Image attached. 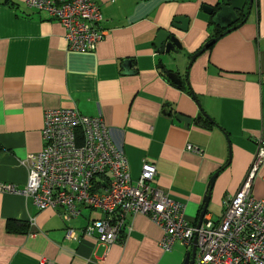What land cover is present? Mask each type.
I'll list each match as a JSON object with an SVG mask.
<instances>
[{"label": "crops", "instance_id": "crops-1", "mask_svg": "<svg viewBox=\"0 0 264 264\" xmlns=\"http://www.w3.org/2000/svg\"><path fill=\"white\" fill-rule=\"evenodd\" d=\"M91 1L99 5L104 37L94 50L74 52L58 21L25 0H0V183L24 188L23 161L42 149L45 111L75 108L101 118L133 181L142 163L154 165L152 185L182 204L189 225L196 226L215 176L202 223L218 222L264 133V0L250 7L247 0L234 24L240 26L192 62L224 31L203 10L217 0ZM179 17L188 19L185 32L172 28ZM161 30L174 33L181 49L157 53ZM177 115L192 121L184 127ZM262 177L264 164L252 186L255 198H264ZM102 217L85 209L65 222L60 210H38L28 197L0 192V264H183L192 249L176 243L162 251V230L140 214L127 217V228L106 249L81 235L89 219ZM67 229L76 239L65 238Z\"/></svg>", "mask_w": 264, "mask_h": 264}, {"label": "built area", "instance_id": "built-area-1", "mask_svg": "<svg viewBox=\"0 0 264 264\" xmlns=\"http://www.w3.org/2000/svg\"><path fill=\"white\" fill-rule=\"evenodd\" d=\"M25 5L62 25L70 51H92L104 37L99 5L91 0H25ZM41 138V151L23 161L25 187L0 183L1 193L28 197L38 210H60L65 222L85 209L99 211L103 217L89 219L81 235L95 237L106 249L127 228V217L140 214L162 230L164 252L176 243L191 247L196 239L194 264H264V198L252 194L264 164V133L239 189L223 200L220 220L206 219L200 227L189 225L182 204L152 185L154 165L142 163L139 177L131 179L128 161L112 145L101 118L75 108L47 110ZM186 149L200 151L190 145ZM76 237L66 230V239Z\"/></svg>", "mask_w": 264, "mask_h": 264}, {"label": "water", "instance_id": "water-1", "mask_svg": "<svg viewBox=\"0 0 264 264\" xmlns=\"http://www.w3.org/2000/svg\"><path fill=\"white\" fill-rule=\"evenodd\" d=\"M248 1H249L248 6L250 7L253 0H248ZM246 2L247 0H217L215 6H207V5L203 6V10L208 15L213 16L212 22L215 25H218L224 31L221 33L219 37L212 38L206 43H204L200 50H198L196 53L191 55L190 62H192L197 56L202 54L207 48L212 46L217 40H219L221 36H224L225 34L231 32L232 30L240 26V23L236 26H234V24H236L239 21L238 13L243 11ZM187 26H188V19H185L184 17H179L175 19L174 24H172L173 29L182 32H185L187 30ZM154 46H155V51L161 55H169L170 53H175L181 49V44L177 36L174 33L165 30H161L158 33L154 41ZM160 66L163 72L165 73V75L173 84L177 86H181V80L177 77L176 73L166 69L162 62H160ZM123 68L126 73H131L130 71L131 61H125L123 63ZM176 119L182 122L184 124V127L189 125L192 121L190 118L181 115H177ZM197 120L198 121H196V124L201 125V123H199L200 122L199 118H197ZM214 177L215 176L211 177L208 183L207 194L203 198L204 207L200 212L196 227H200L202 223V218L206 211V206L210 197V190L214 181ZM195 253H196V239H193L192 249L191 251L186 253L183 264H194Z\"/></svg>", "mask_w": 264, "mask_h": 264}, {"label": "rangeland", "instance_id": "rangeland-1", "mask_svg": "<svg viewBox=\"0 0 264 264\" xmlns=\"http://www.w3.org/2000/svg\"><path fill=\"white\" fill-rule=\"evenodd\" d=\"M248 9V6L246 7V10Z\"/></svg>", "mask_w": 264, "mask_h": 264}]
</instances>
